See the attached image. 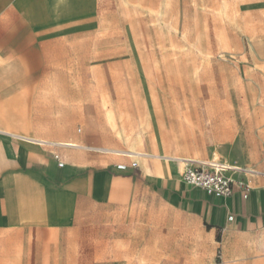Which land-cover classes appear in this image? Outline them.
Masks as SVG:
<instances>
[{
	"label": "rangeland",
	"instance_id": "rangeland-1",
	"mask_svg": "<svg viewBox=\"0 0 264 264\" xmlns=\"http://www.w3.org/2000/svg\"><path fill=\"white\" fill-rule=\"evenodd\" d=\"M93 2L94 32L80 34L71 75L79 104L65 115L68 120L47 121V134L57 129L102 134L107 125L111 133L103 147L183 164L206 162L228 174L264 172V0ZM100 83L105 88H98ZM93 96L110 97L111 104L90 105ZM104 107L110 108V119L92 120ZM30 112L38 117V105ZM28 123L39 127L37 120ZM158 147L162 154H156ZM151 162L126 209L103 220L111 221V233L86 234L94 245L87 250L68 241L64 260L264 264V232L249 239L209 232L183 213L177 197L171 200L155 177L157 161ZM185 168L174 178L181 179ZM78 252L90 256L73 257Z\"/></svg>",
	"mask_w": 264,
	"mask_h": 264
},
{
	"label": "crops",
	"instance_id": "crops-1",
	"mask_svg": "<svg viewBox=\"0 0 264 264\" xmlns=\"http://www.w3.org/2000/svg\"><path fill=\"white\" fill-rule=\"evenodd\" d=\"M95 24L93 0H0V264H69L68 241L78 250L94 248L86 234L111 233V221L103 220L126 209L142 188L143 167L153 160L164 191L201 227L226 239L264 232V172L240 173L251 183L245 196L235 189L217 198L174 178L190 165L103 147L111 133L107 125L102 134H47V121L68 120L79 104L71 75L79 36L92 34ZM89 104L109 106L111 98L93 96ZM31 105H38V117H31ZM97 110L92 120L110 119L109 107ZM30 120L39 122L37 130ZM146 170L153 175L154 169ZM82 256L90 253L73 257Z\"/></svg>",
	"mask_w": 264,
	"mask_h": 264
},
{
	"label": "built area",
	"instance_id": "built-area-1",
	"mask_svg": "<svg viewBox=\"0 0 264 264\" xmlns=\"http://www.w3.org/2000/svg\"><path fill=\"white\" fill-rule=\"evenodd\" d=\"M59 166L62 164L59 163ZM124 168L125 166L119 167V169ZM228 173V171L214 168L206 162H199L185 168L181 173V178L186 185L199 188L217 198L229 197L235 189L241 191L245 196L251 189L250 181L241 174ZM260 175L264 177V174L261 173Z\"/></svg>",
	"mask_w": 264,
	"mask_h": 264
},
{
	"label": "bare ground",
	"instance_id": "bare-ground-1",
	"mask_svg": "<svg viewBox=\"0 0 264 264\" xmlns=\"http://www.w3.org/2000/svg\"><path fill=\"white\" fill-rule=\"evenodd\" d=\"M161 150H162V148H160V147H158L157 148V150H156V154H162V152H161ZM157 158V157H156ZM162 159H165V160H167V161H172V162H180L179 160H177V159H169V158H166V157H161ZM190 164H194V163H186L185 165L187 166V165H190ZM158 166V165H157ZM120 167V166H119ZM119 167H118V169H119ZM188 167V166H187ZM186 167V168H187ZM212 167H214V168H222V167H217V166H212ZM223 169V168H222ZM241 171V169H232L231 170V172H234V173H237V172H240ZM157 172V171H156ZM162 172V171H161ZM158 174V173H157ZM181 180H182V178H181ZM182 182H183V180H182ZM184 183V182H183Z\"/></svg>",
	"mask_w": 264,
	"mask_h": 264
}]
</instances>
